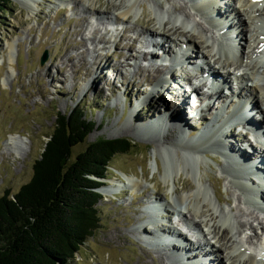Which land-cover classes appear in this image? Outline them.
<instances>
[{
    "label": "rangeland",
    "instance_id": "obj_1",
    "mask_svg": "<svg viewBox=\"0 0 264 264\" xmlns=\"http://www.w3.org/2000/svg\"><path fill=\"white\" fill-rule=\"evenodd\" d=\"M89 3L84 6L82 0H66L63 3L60 0H33L31 10L24 7L25 3L14 0L0 3L3 4L0 7V197L5 194L13 196L30 182L34 162L39 159L49 141L56 121L80 109L84 120L91 124V132L84 144L73 148L71 161L88 144L99 139H128L133 148L130 153L115 155L106 178L96 180L97 193L101 196L96 206L99 229L84 244L73 264H180L172 255L171 247L157 243L155 238L151 242L148 238L152 226L145 207L150 202L170 201L172 179L175 180L177 193L186 192L185 183L194 186L197 180L193 181L188 173L182 171L183 153L188 151H197L199 154L197 174L209 191V206L219 216L217 223L233 229L232 232L239 231L232 237L231 243L236 239L237 243L245 241L246 245L248 241L257 242L262 232L253 221L259 217L263 223L264 216L257 205L243 198L238 187L242 184L231 175V167L236 171H243L245 167H238L237 170L234 164L221 162L222 155L217 154L218 157L212 158L208 155L210 153H203L206 150L188 145L193 142L191 135H200L202 129L212 123L215 104L209 103L212 111L206 109L204 113L194 115L189 111L188 102L185 103V112L193 119L187 121L189 125L183 130L176 127L174 118L171 121L163 119L160 132L150 126L154 130L146 129L147 133H144L138 127L153 119V112L148 118H143L148 110L158 108L170 112L179 106V103L176 104L179 93H174L178 85L175 82L176 85H162L163 92L151 93L148 98L147 92L154 88L151 84L156 83L151 82L150 75L156 70L160 71V75L162 73L159 68L154 67L156 69L153 71V67L141 64V57L135 59L142 55L140 47L146 38L144 36L152 35L155 31L171 35V40L176 42H185L179 33L166 32L168 28L175 27L193 34L195 43L208 40L211 45L214 36L211 20L203 16L198 5L191 0H89ZM124 4L132 7L129 19L120 23V30L115 33V37H111L109 20L115 17L119 7ZM238 18L243 22L244 17L239 13ZM165 23L167 25L163 27ZM246 28L248 26L242 23L239 30ZM165 40V44L162 42L164 48L170 45L169 52H174L172 48L175 46L171 40L167 37ZM195 43L189 41V45L196 48L191 46L196 54H201L203 50ZM113 52L134 59L125 62L123 57L116 59L111 56ZM44 53L47 57L41 64ZM212 54L204 58L213 59ZM106 64L118 69L103 68ZM141 68L147 72H142ZM172 73L176 81L177 73ZM99 81L101 84L97 85ZM179 89L182 90L181 86ZM163 93L176 95L171 104L161 96ZM183 98L186 99L185 96ZM137 99H154L144 104L147 107L135 111L134 117L140 120L139 123L132 115L133 102ZM222 99H225L224 95ZM259 106L262 110L264 102L260 101L254 108ZM180 111L176 110V116ZM261 124L264 125V121ZM168 129L173 130L175 138L163 143L162 135ZM232 133L233 149L236 147L243 151L244 145H248L246 149L258 155L260 146L256 143L249 145L250 142L240 137L237 130ZM181 134L182 140H179ZM8 138H13V142L6 144ZM224 138L227 136L224 135ZM249 138L254 140L255 136ZM180 165L182 170L176 171ZM167 166H172L174 171L171 177L165 178ZM123 175L141 181L142 188L133 190L125 186L123 183L127 180ZM245 177L248 182L250 178L247 175ZM107 186L125 188L110 193L112 189ZM215 196L221 200V204H218ZM261 198L264 199V194H261ZM192 205L193 201L188 208H182V217L167 215V220L162 218V223L172 230L185 231L184 223L195 228L185 233L184 237H193L197 243L199 241L198 244L203 250L206 247L212 259L219 257L224 264V258L211 247L213 240L209 247L206 246V240L211 237L207 235L209 225L195 227L192 220L196 222L198 217L193 216ZM166 211L173 212L167 207ZM224 216L228 217L225 222ZM203 217L205 215H202V220L208 219ZM246 222L252 223L253 231L240 226V223L243 225ZM177 234L180 235L179 232Z\"/></svg>",
    "mask_w": 264,
    "mask_h": 264
},
{
    "label": "bare ground",
    "instance_id": "obj_2",
    "mask_svg": "<svg viewBox=\"0 0 264 264\" xmlns=\"http://www.w3.org/2000/svg\"><path fill=\"white\" fill-rule=\"evenodd\" d=\"M17 1L18 3L22 4L25 3L26 5L24 7H26L28 10H31V4L33 3V0H14ZM58 1V0H57ZM66 0H60V3H63ZM192 2H194L195 0H191ZM198 1V0H197ZM196 1V6L198 5L199 7V12L203 15H205L206 17H208L212 22H214L215 19L221 18L222 15H220L221 11L220 10H224V6L220 7L223 2L219 3V5H217V3H213V4H208L207 6H205V1ZM82 3L84 4V6H88L90 5L89 0H82ZM215 4V5H214ZM214 5V9H216V11H210L209 8L213 7ZM132 10V7L129 5H121V7H119V12L117 14H115V20L118 23H123L126 22L129 19V15L130 12ZM183 12V11H182ZM235 16L238 18V13L241 14L244 19L243 22H241V19L238 18L237 24L235 25V27L237 28L239 32L237 38L239 37V40L241 43H243V56L241 58H235L234 60L229 61V55L228 53H226L222 43H219L218 46V52H216L214 50L215 45H210L208 44V40L205 42H197L195 43V41L192 40V38H194L193 34H189L188 32L181 30L180 28H175V27H171L168 28V30L166 32H171L172 34L175 33H179L182 37L184 38L186 41V43L189 44V41L191 43H195L197 46H199L203 51H202V56L203 59H205L204 57H208L211 53H214V57L213 59H216L215 65L219 66V69H223L225 71V76H221V74L216 75L215 77H219L223 82V86L220 87V90H218L216 92L215 95V99L213 100L212 104H215L216 107L214 108V116L217 114L219 115V103L220 102H224L225 99H222V95L225 96L224 91L229 88L228 87V83H231V78H232V74L228 73L227 69H231V68H227V67H234V70L239 69L241 66L245 65L248 70L249 73L247 75V83L250 82L251 84V88H250V93L254 94L250 97V103H251V108L252 110H255L254 107H256L260 101L264 102V3H260V4H256L251 2L250 0H241L240 5L235 9ZM210 13V14H209ZM209 14V15H207ZM213 15V16H212ZM218 15V16H217ZM234 16V18H235ZM148 23H150V21H148ZM242 23H244L246 26H248V28L244 29V30H239L240 27H242ZM165 25H167V23L163 24V27H165ZM251 27H253V29H251ZM147 30V29H146ZM77 34V33H76ZM124 34V31H123ZM249 34V38L246 39V37H248ZM152 35L156 36V37H167L171 40L172 37L166 36L164 35V33H157L154 31V33H152ZM115 37V36H114ZM122 37V36H121ZM117 37L114 39L116 40ZM213 39V37H212ZM120 40V39H119ZM189 40V41H188ZM144 42V41H143ZM142 42V47L145 46V43ZM149 42H151V40H149ZM152 43V42H151ZM166 43V42H165ZM164 43V44H165ZM171 43L174 44L175 47L179 46L177 45L179 42L174 41L173 39L171 40ZM117 44V43H116ZM162 43H153V47L154 48H158L159 45ZM162 44V46L164 45ZM180 44V43H179ZM193 46V45H190ZM194 47V46H193ZM164 48V46L162 47V49ZM195 48V47H194ZM170 48H165L162 52V56L165 57H169L171 55V52H168ZM174 53V52H173ZM219 53V54H218ZM233 52L231 51L232 54ZM111 56H114L116 59H120V57H123L121 53H112L110 54ZM161 55V53H160ZM160 55H157L156 52L149 56L148 54H145L142 51V55H138L135 59H138L139 57H141V64L142 61H147V63H149V67H153L152 63H155V65L158 64V62L162 63L160 60ZM215 55H218V58H216ZM192 57V56H191ZM211 57V58H212ZM124 61L126 62L127 60H132L133 58H127L123 57ZM183 58V56H182ZM167 59V58H166ZM206 60V59H205ZM164 61V59L162 60ZM173 61H177L176 59H173ZM229 65V66H227ZM109 68V69H118L114 67L109 66V64H106V66L104 65L103 68ZM148 67V68H149ZM102 68V69H103ZM146 68V67H144ZM142 69V68H141ZM156 69V68H152ZM159 69L162 71L166 70L165 66H161L159 67ZM99 70V68L97 69ZM142 72H147V70L142 69ZM209 70H211V68H209ZM154 71V70H153ZM170 73V72H169ZM218 73V72H217ZM111 75L113 76L114 73L111 71ZM153 81H156V84H160L159 79H160V71L156 70V72H153L152 75H150ZM251 77V79H249ZM171 78L175 79L174 74L171 72ZM179 78V77H177ZM176 78V79H177ZM150 81V80H149ZM151 81V82H153ZM162 83H166V82H162ZM101 82L99 81L97 83V85H100ZM159 86V85H158ZM158 86H155L156 88L154 90H152V93H155ZM189 89L190 91H192V93L194 92H199L200 90V85H191V82L188 83ZM163 86L161 87V90L158 92H163ZM230 89V88H229ZM157 93V92H156ZM188 91L186 89H182L179 92V95H177L176 97V104L179 103L178 107H175L172 111L169 112V110H164L161 111L158 108H154V110H148V114H145L143 118H148L150 116V114H154L153 119H149L148 121L144 122V124L139 125L138 127L140 128V130H142L144 133L146 132V129L149 130H154L152 127H154L156 130H159L157 132H160L161 130V126L163 124V119L167 120V121H171L172 118L175 119L176 122V127L179 130H183L184 128L187 127V125H189L187 123L188 120H190L191 118L193 119V117H189L187 116V112H185V108H187V106H185L188 102ZM151 95V93H150ZM163 95V94H162ZM174 96H172L170 94V96H168L170 98V103L171 100L176 96L175 94H173ZM148 98H149V94H147ZM183 96L186 97V99L183 98ZM196 96L197 100L195 101V103H199L200 105V100L202 99L199 95H194ZM213 96H207L206 97V101L211 102V98ZM153 98V96H152ZM184 101H183V99ZM154 100V99H153ZM153 100H149L148 102H152ZM218 103V104H217ZM134 106H133V119H135L134 117V113L135 111L142 110L143 107H147L144 104V100H140L137 99L133 102ZM129 105V102H128ZM184 105V107H183ZM191 109H189L190 112H192L194 115H196V109H192V105L189 104ZM128 107V106H127ZM130 107V106H129ZM238 107V105H236V108ZM212 106L208 105L207 110H211ZM180 109V114L176 116V110ZM260 109V106L259 108ZM125 107H124V113H125ZM131 110H129L127 113L129 115V112ZM212 111V110H211ZM237 111H239V109H237ZM243 111V108L241 110V112ZM262 114H263V121H264V108L261 110ZM222 111H220L221 114ZM246 114V113H245ZM131 115V116H132ZM214 118V120L212 121V123L210 125H208L206 128L202 129V133L200 135L196 134V135H191V137L193 138V142L189 143L188 145L193 146V147H199L201 149L206 150V152H203L204 154L210 153L208 155H210L212 158L216 157L217 154L218 155H222V160L221 162L223 163H227L230 162L232 164H234L236 166V169L238 170V167H245V170L241 171L238 170L236 171L235 168L231 167V175L234 179H238L240 181V183L242 185H238L239 190H241L243 198H248L250 199V201L254 204L257 205L259 211H262L261 209V205H263L262 203H264V199L261 198V196L259 194H264V183L261 180V174L260 172H264V145H260V149L259 152L261 153V157L263 161H258L256 159L257 155H255L256 157H253L252 155H249L250 150L246 149L247 147L245 146L243 148V151L240 149H237L236 147H234L235 149L232 148V146H234L235 144H233L231 141V136L229 135L230 133H227L226 136H230L228 137V139H223V135L224 133V129H225V123L228 125L229 122H232V120L236 117V116H240L242 114H237V112L234 115H230L228 120L225 119V116H221V119H218V117ZM205 117V115H203ZM203 116H201L203 118ZM200 117V118H201ZM248 118L249 121H253L252 120V116L251 114H248ZM184 120V121H183ZM205 120V119H204ZM203 120V121H204ZM135 121L137 123L140 122V120L138 118L135 119ZM166 123V121H165ZM254 125L256 127H258V131H257V136L258 139L261 140L262 138L259 136L260 132L264 131V125H262L261 127L256 123V121H253ZM143 126V127H140ZM152 126V127H150ZM237 127L242 128V124H238ZM145 130H143V129ZM183 133V132H182ZM263 135V134H260ZM242 136V135H241ZM175 138V133L173 132V130L168 129L166 132H164V134L162 135V140L163 143H167L172 141ZM179 138V137H178ZM179 140H182V134L180 135ZM242 140V139H241ZM9 142H13V138H8V140L6 141V144ZM245 143V142H244ZM12 144V143H10ZM242 149V148H241ZM241 151V152H240ZM184 157L182 160V164L184 165V169H181V166H177L176 171H184L186 173H188L192 180L196 182H194V186H192L191 184L185 183V187L187 188L186 192H181V193H177L175 191V180L172 179V185H173V189H172V194L170 196V201L166 202L165 205L163 204V207L166 206L167 208L171 209L173 212L172 216H183V211L182 208L186 207L188 208L189 204L193 201V205H192V213L193 216H197L198 219L195 222L194 220L193 223L195 225V227L199 228L202 226H207L209 225V231H208V236H211L208 240H206V246L209 247L208 245H211V241L213 240V244L211 245V247L215 248V251H217L218 253H220V256H222L224 258V260L226 262H228V264H264V261H260L256 260L255 257L253 255H251V252H253L254 249H256V246L259 247V240L261 238H259V240H257V242H253V241H248L249 244H245V241H242L241 243H237L236 240L232 241L231 243V239L234 235L238 234L239 231H234L232 232L233 229L227 228V227H223L222 224L217 223L219 216L215 214L213 208H210L209 206V191L207 189V187L205 186V184L202 182L201 177L197 174V162H199L198 160V152L197 151H188L187 153H183ZM196 155V157H195ZM218 157V156H217ZM213 161V160H212ZM217 161V160H216ZM249 162H253L254 164H256L255 162H257L260 167H257L258 169L256 170L253 166L256 165H251L249 166ZM260 170V172H258ZM173 167L172 166H167L165 168L164 171V177H171L172 173H173ZM240 171V174H239ZM248 176L250 178V180L248 182H246V177ZM124 178L127 180L128 182V187L135 190V189H139L142 188V182L139 181L136 178H129L125 175H123ZM212 185V183H211ZM242 187V189H241ZM112 190H110V193L112 192H116L119 190V187H111ZM184 191V190H183ZM188 191V192H187ZM120 192V190H119ZM259 193V194H258ZM259 196V198H258ZM216 200L218 202V204H221V200L218 199V197H216ZM239 200V198H237ZM159 202V201H158ZM156 203V202H155ZM151 207L149 208L150 211L152 212V214L150 215V220H153V222H151V226L150 227V232L148 235V238L151 240V242L154 240H157V243H161L164 244L168 247H171V252L173 254L177 253L179 256L178 258V262L180 263V261L182 259H187L186 261H193V255L194 253L201 252L202 251V256H204V250L201 248V246L197 243L196 239H194L193 237H188L185 238L184 235L185 233H188L189 231L195 230V228H191L189 227V225H186L185 227V231L184 232H180L178 229H174L175 231H172L171 229H169V227L167 225H164L162 223V218L165 219L166 216L169 214L167 211L160 213L161 211V205L156 203H151L150 202ZM154 205V206H153ZM154 207H156L158 209L157 213H154ZM185 209V208H184ZM240 210H242L241 208H239ZM264 209V208H263ZM160 214V215H159ZM202 215H205V217H207L208 219H201ZM155 216L157 218V221L155 220ZM203 217V218H205ZM225 218V219H224ZM167 220V219H165ZM169 220V219H168ZM224 222L228 220V217L224 216L223 217ZM142 221V220H141ZM256 222L259 229L261 230V232L264 230V222L262 223V221L259 219V217L254 218V221ZM211 223V224H210ZM185 224V223H184ZM240 226L248 228L249 229H253L252 223L246 222L243 223V225ZM187 227H189V229L187 230ZM239 228V227H238ZM258 229V230H259ZM144 230V229H143ZM187 231V232H186ZM253 231V230H252ZM147 232V230H146ZM180 233L177 234V233ZM146 234V233H145ZM183 235V236H182ZM231 235V236H230ZM241 236V235H240ZM255 237V235H253ZM259 236V235H258ZM237 237V236H235ZM184 238V240H183ZM193 238V239H192ZM258 238V237H256ZM172 239V240H171ZM243 239V238H242ZM249 239V238H248ZM255 239V238H254ZM178 241L179 243L175 242V243H171L172 241ZM171 241V242H168ZM225 241V242H224ZM238 241V240H237ZM231 243V245H227L228 243ZM245 242V243H244ZM216 244V245H215ZM241 247H240V245ZM214 251V252H215ZM223 254V255H222ZM198 256V255H197ZM196 256V257H197ZM261 256H263V254H260V258ZM205 259H208L209 256L208 254L205 253ZM193 259V260H191ZM221 259V258H220ZM219 257L218 258H213L210 259V261H208V263L206 264H222ZM198 262V261H197ZM224 264H227V263ZM188 262H184L182 264H186ZM191 263V262H190ZM188 263V264H190ZM192 264V263H191Z\"/></svg>",
    "mask_w": 264,
    "mask_h": 264
},
{
    "label": "trees",
    "instance_id": "obj_3",
    "mask_svg": "<svg viewBox=\"0 0 264 264\" xmlns=\"http://www.w3.org/2000/svg\"><path fill=\"white\" fill-rule=\"evenodd\" d=\"M90 132L80 109L60 118L30 182L0 197V264H73L99 229L96 180L105 179L112 158L132 145L128 139H99L71 161L73 148Z\"/></svg>",
    "mask_w": 264,
    "mask_h": 264
},
{
    "label": "water",
    "instance_id": "obj_4",
    "mask_svg": "<svg viewBox=\"0 0 264 264\" xmlns=\"http://www.w3.org/2000/svg\"><path fill=\"white\" fill-rule=\"evenodd\" d=\"M46 57H47V55H46V53H44V55L41 57V64H43V62L46 60ZM131 145H132V143H131ZM132 148H133V146H132ZM132 148L130 149L129 153L131 152Z\"/></svg>",
    "mask_w": 264,
    "mask_h": 264
}]
</instances>
